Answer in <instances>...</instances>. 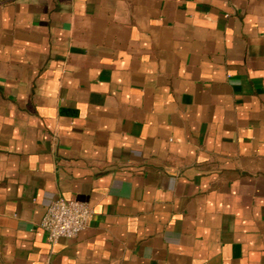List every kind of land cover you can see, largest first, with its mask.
I'll use <instances>...</instances> for the list:
<instances>
[{
	"label": "crops",
	"instance_id": "obj_1",
	"mask_svg": "<svg viewBox=\"0 0 264 264\" xmlns=\"http://www.w3.org/2000/svg\"><path fill=\"white\" fill-rule=\"evenodd\" d=\"M0 264H264V0H0Z\"/></svg>",
	"mask_w": 264,
	"mask_h": 264
},
{
	"label": "built area",
	"instance_id": "obj_2",
	"mask_svg": "<svg viewBox=\"0 0 264 264\" xmlns=\"http://www.w3.org/2000/svg\"><path fill=\"white\" fill-rule=\"evenodd\" d=\"M94 215L92 206L84 201L54 198L47 207L40 227L51 243L62 238H75L82 233Z\"/></svg>",
	"mask_w": 264,
	"mask_h": 264
}]
</instances>
